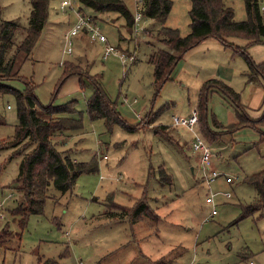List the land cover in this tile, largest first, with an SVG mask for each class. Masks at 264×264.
I'll list each match as a JSON object with an SVG mask.
<instances>
[{
  "label": "rangeland",
  "instance_id": "obj_1",
  "mask_svg": "<svg viewBox=\"0 0 264 264\" xmlns=\"http://www.w3.org/2000/svg\"><path fill=\"white\" fill-rule=\"evenodd\" d=\"M60 1L51 0L48 21L30 57L18 54L15 69L32 80L42 104L78 100L77 108L83 111L84 126L71 133L72 155L80 161H90L95 156L99 169L82 174L75 186L65 193L52 184L49 192L53 197L47 199L43 214L31 215L25 229H21L9 210L21 196L14 187L22 155L15 153L13 147L0 149V202L5 213L0 221V264H38L39 256L43 261L55 259L56 264H79L80 261L151 264V259H158V264H264V205L249 211L248 215L244 213V206L261 199L257 185L246 180L248 175L264 170V141L258 143L259 131L244 127L209 143L212 165L224 174L217 178L213 190L231 193L230 197L216 195L217 213L212 215L213 206L206 201L209 189L196 166L200 152L190 145L185 148L186 153H180L177 145L173 147L167 142V137L147 127L130 131L116 124L109 129L104 119L92 120L86 110L93 89L90 81H87L86 91L78 86L73 79L75 76L60 84L65 63L86 49L87 57L75 58L91 61V74H99V81L109 97L117 101L124 119L135 124L137 113L146 115L153 110L155 116L160 112L158 122L170 124L173 115L180 114L182 106L189 109L195 103L200 86L195 74L201 72L199 77L204 76V71L214 68L217 61L237 69L230 84L241 93L242 102H248L254 84L242 74L249 70L246 58L234 53L232 47L223 48L224 53L211 45L209 48L208 44L209 50H202L204 53L193 59L191 65L195 69L189 65L194 76L186 67L179 79L166 82L156 96L150 54L167 46L155 38L154 25H150L149 32L144 29L130 32L125 18L118 12L99 15L101 29L109 40L119 50L134 51L136 59L131 63H123L117 55L103 58V44L100 46L99 41L86 38H73V52L66 53L64 34L75 15L55 9ZM124 1L135 14L137 0ZM225 2L233 6L237 20L246 18L244 0ZM75 4L79 6L78 0ZM190 6V0H173L167 24L178 27L181 34L191 30ZM261 6L264 17V0ZM30 9V0H0V16L5 19H20L26 23ZM120 33L128 40L124 42ZM248 52L260 62L264 59V43L250 45ZM7 83L18 88L27 85L21 78H12ZM216 97L210 98L213 111L224 116L235 115L228 99L223 98L221 102ZM0 115L5 118L4 123H0V138L12 137L18 121L17 102L12 93H0ZM179 126L181 129L175 124L169 129L179 130L187 144L191 143L192 132L187 126ZM187 155L192 156L195 170L187 163ZM176 159L183 169L177 164L174 167ZM161 164L171 166L165 169L172 183L161 180ZM225 175L235 180L227 182ZM145 191L149 204L158 208V219L136 222L130 221V217H110L106 213L109 194L113 193L114 200L121 204L134 205ZM10 193L12 196L8 197ZM5 224L10 225L9 235L4 234Z\"/></svg>",
  "mask_w": 264,
  "mask_h": 264
},
{
  "label": "trees",
  "instance_id": "obj_2",
  "mask_svg": "<svg viewBox=\"0 0 264 264\" xmlns=\"http://www.w3.org/2000/svg\"><path fill=\"white\" fill-rule=\"evenodd\" d=\"M140 9L144 17L154 22V36L167 48H159L150 54L154 65L155 95L158 96L163 85L171 78V73L180 56L203 39L214 36L225 46L232 47L235 52L242 54L248 64L246 75L249 79L258 76L264 79V60L256 62L248 52V47L264 43V17L261 0H244L246 18L237 20L233 6L225 0H190L189 9L191 30L181 34L178 27L167 24V19L173 8V0H140ZM79 8L85 12L90 8L96 21L100 23L99 15L106 12H118L122 15L130 32H134V16L124 0H78ZM31 9L27 22L20 19H5L0 16V93H12L17 102L18 121L12 137L0 138V149L13 147L15 153L21 154L22 159L15 187L20 192V199L9 213L14 221L25 229L28 219L33 214H43L45 203L53 197L49 192L53 184L56 189L65 193L71 190L77 179L84 173L96 172L99 169L95 156L90 161H80L72 155V148H64L67 136L72 132L82 130L83 111L77 108L76 98L63 103L42 104L34 92V83L21 75L15 69L18 54L29 58L41 35L50 13L51 0H30ZM88 13V12H87ZM146 25L144 32H149ZM153 35V33L151 32ZM244 38L247 42L240 45L234 38ZM128 52H134L127 49ZM90 62L71 59L65 63V70L60 84L71 76H78L79 86L86 91L88 82L92 92L87 100V112L92 120L104 119L109 129L120 124L130 131L146 128L155 120V113L146 114L137 124L125 120L116 100L109 97L99 81V74H91ZM85 63V64H84ZM12 78H21L27 84L18 88L7 83ZM219 91L235 108L237 121L224 125L210 110V97L213 91ZM200 129L202 135L210 142L218 141L224 133H234L244 127H252L260 132V141H264V108L259 116L248 113L241 100V93L225 80L212 77L201 86L197 103ZM160 112L156 115L158 116ZM5 118L0 115V123ZM164 125L155 128L157 133L163 132ZM167 134V132H166ZM169 138V135H166ZM256 143V144H258ZM255 144V145H256ZM166 166H159L161 180L172 182L171 175L166 172ZM203 174V173H202ZM170 176V177H169ZM203 177V175H202ZM204 178V177H203ZM204 180V179H203ZM248 182L257 185L261 199L244 206V213L261 208L264 205V170L248 175ZM207 184V183H206ZM208 186V185H207ZM112 194L108 197L110 217L130 216L131 221L140 218L154 217L146 192L136 199L133 206L117 203ZM207 197V196H206ZM9 209V208H8ZM18 217V218H17ZM10 225L5 224V235L10 234ZM20 235L21 232H18ZM153 260L152 264H158ZM55 259L42 260L38 264H56ZM161 262L160 264H162Z\"/></svg>",
  "mask_w": 264,
  "mask_h": 264
},
{
  "label": "crops",
  "instance_id": "obj_3",
  "mask_svg": "<svg viewBox=\"0 0 264 264\" xmlns=\"http://www.w3.org/2000/svg\"><path fill=\"white\" fill-rule=\"evenodd\" d=\"M56 9V8H55ZM88 13H90L89 12V10H91L90 8H86L85 9ZM92 11V10H91ZM70 16V15H69ZM167 21H168V19H167ZM141 24L144 26V28H145V26L146 25H154V22L152 21V20H149V19H147V18H144V20H142V22H141ZM170 26H172V25H170ZM173 27H175V26H173ZM120 37H121V39L125 42V41H127L128 39H127V37L126 36H124L122 33H120ZM77 38H79V39H87V40H91L90 38H89V36L86 34V33H82V34H80V35H78L77 36ZM210 38H215L219 43V45L218 44H216V41H214L213 39H210ZM135 41V40H134ZM233 41L234 42H236V43H238V44H240V45H245L246 44V40L244 39V38H234L233 39ZM99 43H100V46H101V44H103L102 42H100L99 41ZM135 44H136V41H135ZM209 44V48H210V45L211 46H213V47H215V49L216 50H218V51H221V52H226V51H223V48H224V50L228 47V46H225L218 38H216V37H214V36H209V37H207V38H205V39H203L201 42H199L198 44H196L195 46H193L192 48H190L187 52H185L184 54H182L181 56H180V59L178 60V62H177V64L175 65V67H174V69H173V71H172V73H171V78L168 80V81H166V82H169L170 80H173V81H175L176 79H179L180 77H181V73L183 72V70H185L186 69V67H188L187 69H186V71H188V73H191L192 75H193V73L192 72H190V69H189V65L190 66H192L193 67V65H191V64H193L192 63V61H193V59L198 55V54H202V53H204L202 50H204V49H207V50H209V48L208 47H206V45H208ZM102 51H103V46H101V54H102ZM233 52L234 53H238V52H235L234 50H233ZM81 56H85V57H87V53H86V49L82 52L81 51V53H79V54H75V57H77V58H79V57H81ZM74 57V59H76ZM264 60V59H263ZM88 61H89V59H88ZM262 61V60H261ZM260 61V62H261ZM191 67V68H192ZM194 68V67H193ZM195 69V68H194ZM236 68L234 67H232L230 64H228V63H225V62H220V61H217V63H216V66L214 67V68H212V69H208V70H206V71H204V76H202V77H199L200 76V74H202L201 72H198V74H195V79H196V81H197V83L200 85L199 86V90H198V94H197V98H196V100H195V103L193 104V105H191L190 106V108L189 109H187V108H185L184 106H182L180 109H179V115H183V116H187V115H190L191 113H192V111L194 110V109H197V103H198V100H199V92H200V88H201V86H202V84L207 80V79H209V78H212V77H218V78H221V79H223V80H225L226 82H228L229 84L231 83V81L232 80H234V75H235V73H236ZM246 73H247V71H243L242 72V74H244L246 77H247V75H246ZM73 79H75L76 81H77V83H78V86H79V78H78V76H75V77H73ZM247 79L248 80H250V82L251 83H253L254 84V86L252 87V92H251V96H250V98H249V101L248 102H246L244 105H245V108H246V110L248 111V113L249 114H251L252 116H259L260 114H261V112H262V110H263V108H264V79L262 78V77H260V76H258V77H256V78H254V79H249L248 77H247ZM251 80H253V81H251ZM255 80V81H254ZM165 82V83H166ZM167 84V83H166ZM165 84V85H166ZM231 85V84H230ZM163 87H164V85H163ZM218 93H220V95L218 94ZM212 95H215V96H218V97H216V100H218V98H220L221 99V102H224V100L225 99H227V98H225L224 96H223V94L221 93V92H219V91H213V93L211 94V96ZM211 98V97H210ZM223 98H224V100H223ZM136 100H137V98H135ZM136 102V101H135ZM230 102V101H229ZM233 106V105H232ZM216 108V105L214 104V109ZM233 108H234V106H233ZM210 110H211V112H213L214 114H215V116L217 117V119L221 122V123H223L224 125H227L228 123H232V122H235V121H237L238 120V118H237V116H236V113H235V115L232 113V114H227V116H224V115H220L219 113L217 114V112H215V111H213L212 109H211V107H210ZM234 111H235V108H234ZM151 112L152 113H154V111L153 110H151ZM150 111H149V113H151ZM148 112L146 113V114H149ZM218 115V116H217ZM145 115H142V113H137L136 114V118H137V122H135V124H137V123H139L141 120H142V118L144 117ZM236 116V117H235ZM158 117L159 116H156L155 117V120H153L151 123H150V125L147 127L148 129H152V130H155V128L156 127H158L159 125H164L165 126V129L164 130H162L163 132H159V134H161L162 136L164 135V137H167L166 135L168 134L169 135V138L167 137V142L168 143H170L172 146L173 145H177V151L178 152H180V153H186L185 152V148L188 146V148L189 147H191L192 146V144L190 143V141H188V144H187V139L186 140H184L185 139V137L183 136V134H181L180 132H179V130H175V129H169L170 127H171V125L172 126H174V124H173V122L172 123H170V124H165V123H162V122H158ZM225 117H227V119L225 118ZM126 120H127V118H125ZM128 121V120H127ZM132 124V123H131ZM134 124V123H133ZM177 127V126H176ZM180 126L178 125V129H181V128H179ZM264 127V126H263ZM198 129H200V122H199V124H198ZM166 132H167V134H166ZM237 132V131H236ZM235 133V132H234ZM234 133H224V134H234ZM193 134V133H192ZM204 136V135H203ZM67 138V140L65 141V147L64 148H72L73 149V146L71 145V143H69V140H70V136H67L66 137ZM206 139V138H205ZM191 140H192V138H191ZM207 140V139H206ZM208 141V140H207ZM209 142V141H208ZM214 142H216V141H214ZM214 142H212V143H214ZM210 143V142H209ZM191 145V146H190ZM174 147V146H173ZM70 148V149H71ZM193 148V147H192ZM197 152H199V151H197ZM75 158H77V157H75ZM186 158H187V163H189V165H192V169H194L195 170V167L193 166V158H192V156L191 155H187L186 156ZM78 159V158H77ZM79 160V159H78ZM196 160H197V164H196V166L202 171V173H203V169H202V166H201V161H200V154H198L197 155V157H196ZM185 163V162H184ZM179 165L180 166V168L181 169H183L184 167H183V165H182V163L178 160V159H176L175 160V162H174V167H175V165ZM167 167H170L171 168V166H169V165H166ZM203 175V174H202ZM217 180V179H216ZM215 180V181H216ZM215 181H213L212 183H211V188L212 189H214L213 187V185L215 184ZM172 183V182H171ZM76 184V183H75ZM205 184V183H204ZM205 185H207V184H205ZM208 189H209V185H208ZM210 190V189H209ZM146 192V191H145ZM143 193L144 192H142V195H143ZM208 193H209V191H208ZM208 193H207V195H208ZM112 194V196H113V193H111ZM111 194H109L108 195V197L111 195ZM219 194H222V193H220L219 192ZM141 195V196H142ZM140 196V197H141ZM114 197V196H113ZM112 197V198H113ZM139 198V197H138ZM109 199V198H108ZM114 199V198H113ZM117 202V201H116ZM117 203H119V202H117ZM134 203V202H133ZM119 204H121V203H119ZM135 204V203H134ZM123 205H126V204H123ZM126 206H133V204L132 205H126ZM150 206H151V204H150ZM151 210L153 211H155V213L158 215V217H160V214H159V212L157 211V207H152L151 206ZM153 211V212H154ZM124 218H126V217H128L127 215H125V216H123ZM130 217V216H129ZM158 217H154V214H152V216L151 217H145V218H140L139 220H137L136 222H139V221H141V222H143L144 220H153L154 218L155 219H158ZM118 218V217H117ZM122 218V217H121ZM0 221H1V219H0ZM130 221H131V219H130ZM135 222V226H136V223ZM146 222V221H145ZM156 231H158V228L156 227ZM161 257H163V256H161ZM161 257H159V259L161 258ZM154 259H151V264H152V261H153ZM158 260V259H157Z\"/></svg>",
  "mask_w": 264,
  "mask_h": 264
},
{
  "label": "built area",
  "instance_id": "obj_4",
  "mask_svg": "<svg viewBox=\"0 0 264 264\" xmlns=\"http://www.w3.org/2000/svg\"><path fill=\"white\" fill-rule=\"evenodd\" d=\"M139 2V3H138ZM141 1L137 0V7L134 16V30L136 33L139 32V29H144V26L141 24L142 20L145 18L140 9ZM57 10L64 12H72L75 15V19L69 29L64 34L65 47L64 51L66 53L73 52L74 41L73 38L77 37L82 33H86L91 40H97L103 43L102 57L107 58L111 55H117L120 60L125 62H133L136 59L134 52H127L122 49H118L108 38L105 32L102 31L100 23L95 20L92 14L87 13L79 8L75 4V0H61L59 5L55 7ZM136 100V99H135ZM11 105H8L10 107ZM173 123L177 125L187 126L189 130L193 133V139L191 141L192 147L194 150L200 152V161L203 169V177L207 185H209V193L206 197V201L212 204L211 214L217 213V201L216 195L220 191H214L211 188V183L215 181L219 176L224 175L212 165V156L211 147L209 142L201 134L198 129L199 124V114L197 109H194L190 115L183 116L179 114L173 115ZM103 157L106 159L108 155L105 154ZM227 182H233L235 179L231 175H225ZM225 197H230V191L220 192ZM12 193L8 195L11 197ZM3 204L0 202V219L5 217V213L2 211ZM253 263V262H251ZM79 264H87L84 261H80Z\"/></svg>",
  "mask_w": 264,
  "mask_h": 264
}]
</instances>
